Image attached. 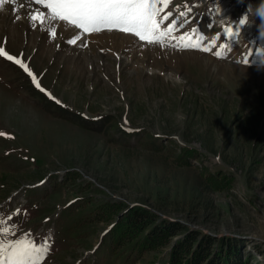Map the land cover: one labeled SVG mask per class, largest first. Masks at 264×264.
<instances>
[{
	"label": "rangeland",
	"instance_id": "1",
	"mask_svg": "<svg viewBox=\"0 0 264 264\" xmlns=\"http://www.w3.org/2000/svg\"><path fill=\"white\" fill-rule=\"evenodd\" d=\"M4 1L0 239L44 246L38 264H113L95 252L116 218L77 219L114 201L239 239L240 263L264 264V64L248 60L264 41V0H157L160 29L177 21L163 43L67 21L62 31L36 0ZM185 149L196 156L181 159Z\"/></svg>",
	"mask_w": 264,
	"mask_h": 264
},
{
	"label": "trees",
	"instance_id": "2",
	"mask_svg": "<svg viewBox=\"0 0 264 264\" xmlns=\"http://www.w3.org/2000/svg\"><path fill=\"white\" fill-rule=\"evenodd\" d=\"M182 152L185 154L181 159L187 161L196 156L191 149ZM123 207L120 202H104L91 206L90 216L77 219L78 227H82L98 218H116L95 252L99 258L107 255L109 260L113 258V264H132L147 252L166 249L164 264H241L239 239L191 231L177 221L160 219L141 206L127 207L125 211Z\"/></svg>",
	"mask_w": 264,
	"mask_h": 264
},
{
	"label": "snow or ice",
	"instance_id": "3",
	"mask_svg": "<svg viewBox=\"0 0 264 264\" xmlns=\"http://www.w3.org/2000/svg\"><path fill=\"white\" fill-rule=\"evenodd\" d=\"M38 4H43L49 10V15L53 20L67 21L83 29L85 32L100 31L104 28H118L121 31L133 32L136 36L144 39L145 37L163 43L164 39L174 29L177 21H173L166 31L160 29V21L157 20L160 8L156 6L157 0H36ZM167 3V0H161ZM3 0H0V4ZM43 14H34L31 19L36 20ZM168 15H171L169 13ZM185 15V13H181ZM168 19V16L163 18ZM244 23L243 20L240 21ZM182 27V25H181ZM53 35L55 33L53 32ZM188 39L185 36L180 37L183 42ZM203 40L200 37L197 43ZM191 44L183 43L187 48ZM176 46H181L177 44ZM203 51H209L203 48ZM0 55H7L3 49H0ZM220 53H217L219 56ZM9 60L14 57L8 55ZM21 63L19 60L16 61ZM247 63V61H245ZM23 66V65H22ZM31 75V73H29ZM39 87V85H37ZM7 229H0V232L7 233ZM46 249L44 246L37 247L25 239L3 240L0 239V264H38V258Z\"/></svg>",
	"mask_w": 264,
	"mask_h": 264
},
{
	"label": "bare ground",
	"instance_id": "4",
	"mask_svg": "<svg viewBox=\"0 0 264 264\" xmlns=\"http://www.w3.org/2000/svg\"><path fill=\"white\" fill-rule=\"evenodd\" d=\"M4 1V0H3ZM7 1V0H6ZM5 2V1H4ZM4 4V3H3ZM29 5V4H28ZM24 6V5H23ZM30 8V6H29ZM48 11V14L44 17V18H47V17H50L49 15V10L47 9ZM228 17V15L225 17V18H222L223 20L221 22H225L226 21V18ZM51 18V17H50ZM52 21H54L58 26V28L62 31L66 30L68 27H66V22L64 21H60V20H53L51 18ZM51 20H48L47 22H49L50 24H52V21ZM50 24H46L47 26H49ZM44 29H46L47 27L45 25H42ZM12 29V32H16V29L15 27L14 28H11ZM235 34H237L236 31H234ZM65 34V33H64ZM101 33L99 34H92L91 36H96V38H102L100 37ZM72 35V34H71ZM78 36V35H77ZM109 36V35H108ZM111 37H113V35H110ZM128 36V35H127ZM32 38V37H31ZM34 43V39H30V45H32ZM249 59L248 60H251V62H254V61H259L260 63H263L264 64V42H262L261 44V47L258 48V51L257 53H252L250 52L249 55H248ZM29 75V74H28ZM28 140V139H27Z\"/></svg>",
	"mask_w": 264,
	"mask_h": 264
},
{
	"label": "clouds",
	"instance_id": "5",
	"mask_svg": "<svg viewBox=\"0 0 264 264\" xmlns=\"http://www.w3.org/2000/svg\"><path fill=\"white\" fill-rule=\"evenodd\" d=\"M255 14L262 18L264 21V3H262L256 10ZM259 35L261 38H264V22H262L259 26Z\"/></svg>",
	"mask_w": 264,
	"mask_h": 264
}]
</instances>
